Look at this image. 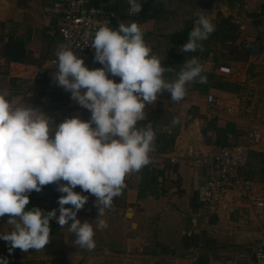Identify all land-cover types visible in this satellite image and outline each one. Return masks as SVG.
Returning <instances> with one entry per match:
<instances>
[{"label":"clouds","instance_id":"clouds-1","mask_svg":"<svg viewBox=\"0 0 264 264\" xmlns=\"http://www.w3.org/2000/svg\"><path fill=\"white\" fill-rule=\"evenodd\" d=\"M128 4L130 15L141 12V0H128ZM214 31L213 21L199 15L179 51L202 52V42ZM89 41L94 61L102 67L90 69L76 48L62 44L55 52L57 70L52 76L72 100L90 111L89 120L72 116L56 124L39 108L14 105L9 93L0 92V218L7 217L11 226L0 233V239L10 245V254L15 249H44L50 242L52 220L61 228L67 226L76 246L94 250L95 230L106 229L108 223L97 219L94 230L89 220L77 218L89 199L83 193L96 197V217L112 209L114 198L127 187L126 176L149 165L156 150L152 123L138 126L147 120L146 105L154 104L164 92L179 103L188 85L207 82L195 56L187 58L178 71L165 67L136 22H121L113 29L106 21L85 32V44ZM171 123L175 126L180 120L177 117ZM50 184L62 194L58 210L26 208L30 194ZM77 186L81 192L74 191ZM0 264H8V259L0 257Z\"/></svg>","mask_w":264,"mask_h":264},{"label":"crops","instance_id":"crops-1","mask_svg":"<svg viewBox=\"0 0 264 264\" xmlns=\"http://www.w3.org/2000/svg\"><path fill=\"white\" fill-rule=\"evenodd\" d=\"M99 1L106 5L108 2V0ZM240 1V9L236 11L235 9L204 10L193 0H141L142 10L139 14L130 15L129 11L117 12L113 10L117 16L112 28H117L121 22L125 24L138 23L144 32L146 43L161 58L162 62L164 61L165 66L169 59V53L171 51L182 53L179 49L187 42L183 40L182 44L178 45L173 34L181 31L187 21H193L194 27L199 15L204 14L213 21L215 31L210 34L208 41L204 42L203 46L205 48L210 42H213L214 47L212 51L203 50L196 55L190 53V58L192 56L199 58L204 71L214 74H216L215 70L219 65L223 63L230 65L234 69V73L230 76L233 77L232 81L238 82L244 88L246 83L243 82L249 79L248 72L252 71L250 68H257L258 57L259 59L264 58V0ZM39 3L40 0H0V23L8 34L6 43L9 42V55L7 54L6 57L11 55V59L8 58L10 67H15V71L18 72L14 76H23L22 73H27L26 68L35 67V70L39 68V66L25 62V58L30 50L34 51L33 54L36 56L41 45L45 43L43 38L41 40L39 38L41 35L38 32L39 28L44 34L53 36V28L57 26L56 17L40 14ZM240 23L247 26L246 33L241 31L243 35H246V40H248L246 42L243 39L244 36L241 38L237 32L235 35V30H239ZM221 41L234 44L237 46V50H241L244 43L246 46L248 43L260 44V53L254 55V59L231 57L230 59L226 58L222 63H217L219 58L217 49L220 48ZM29 43L33 46H28ZM215 44H217V48ZM246 58L247 61H245ZM19 68L23 71L20 72ZM167 75L172 78V74ZM187 88L185 98L179 103L173 102L171 94L164 92L151 105L147 119L152 121L156 131L174 137V142L163 151L156 146L158 154L151 156V163L140 172L126 176L127 187L121 196L114 198L113 208L106 210L103 217H96L98 213L95 206L96 197L89 193H83L88 195L89 199L78 213L77 218L81 222L89 220V223L93 224L94 230L97 219H105L108 223L106 229L95 230V249L88 251L76 246L74 244L75 237L68 232L67 226L61 228L55 220H52L50 221V242L42 250L29 249V252L45 253L46 256L42 255V258L48 257L46 259L48 264H208L204 261L205 259L203 260L202 253L209 245V238H213L212 240L217 242L223 241V243L236 240L247 244L259 237L260 228L255 215L247 207L241 208L233 214L205 215L204 217L202 211L203 216L200 215V208L201 210L203 208L202 187L205 155L210 150L212 141L217 139V133L213 129H208L206 123L200 125L198 122L195 127L198 135L195 137L192 131L179 129V126L183 127L181 117L186 104L193 103L192 99L197 96V93L202 95L204 102L206 97L204 93H200L195 88L194 83L188 85ZM209 92L227 101L232 100L233 97H242V92L238 96L216 88H210ZM12 99L15 101L16 98ZM12 99L10 100L12 101ZM85 114H90V111L80 110L71 112L69 115L89 120L90 118L84 117ZM177 117L180 123L173 126L171 121ZM216 117H218V124L221 127L228 123H233L237 127L242 126L238 118H225L224 114ZM196 121H198L197 118ZM202 135L203 138H201ZM255 150L264 153V141ZM192 173L194 174L192 175ZM254 181L260 190H264V181L255 179ZM74 191L81 192V189ZM38 193L40 195L41 191ZM60 195L62 194L58 191L53 196L42 195L40 204L43 210L57 209ZM184 213L187 220L186 228H183L182 231L183 241L179 244H167L162 238L163 234L158 235V231L166 228L167 224L171 226L177 219H183ZM57 215H59L58 211ZM223 220L228 222L231 228V233H228L227 238L215 233L224 223ZM253 220L257 227L248 231L246 227L254 224ZM10 230L11 226L7 224V217L0 218V233ZM1 241L5 246L10 247L7 242L2 239ZM223 243L216 246L226 245ZM55 248H59L64 259L55 258L53 254L56 252Z\"/></svg>","mask_w":264,"mask_h":264},{"label":"rangeland","instance_id":"rangeland-1","mask_svg":"<svg viewBox=\"0 0 264 264\" xmlns=\"http://www.w3.org/2000/svg\"><path fill=\"white\" fill-rule=\"evenodd\" d=\"M193 1L195 4H197L195 0ZM54 2L55 0H40V3L38 4L40 14L53 17V14L44 11V6H51ZM92 2L93 4H99L100 1L93 0ZM107 6L112 10H116L117 12H127L129 9L128 0H108ZM239 25L241 26L243 25V23H240ZM240 26L239 30H235V35L237 32V35L239 34L241 38L244 36L243 39L246 42L248 41L246 40V35H243L241 31H244L246 33L247 30L241 29ZM40 30L41 29L39 28L38 32H40L41 34L39 38L40 40L41 38L44 39V45H41V48L39 49V52L36 56L33 54L34 51L30 50L27 57L25 58V62L39 66V68L46 62L50 54V45L53 41V36L47 33L44 34V32H41ZM53 31L55 32V28H53ZM7 38L8 34L5 32L4 26L0 23V92L9 93V99L16 98L15 101L12 99V103L14 105L37 107L39 108L37 109L38 111L42 110L46 112L50 117H52L56 124H59L66 118H70L71 116L69 114H71V112L80 110L89 111L79 106L76 101L72 100L70 93L65 92L61 87L57 86L52 77L55 75L56 71L46 70L45 74L38 75V68L35 70V67H31L25 69L27 73H22L23 76H14L15 73L18 72L15 71V67H10L9 59L5 54ZM244 44L245 45H242L241 50H237V46H235L234 44H228L225 41H221L219 46L220 48L217 49V52H219L218 57L220 58L217 59V63H222L224 62V60H226V58L230 59L231 57H250L254 59L255 56L253 54H249L251 52L249 51L248 46H246V43ZM28 46L32 47L33 45L29 43ZM213 47V42H210V44H208L204 48V50L209 49L212 51ZM215 47L217 48V44H215ZM191 54L195 55L196 52ZM256 64L258 65L257 68L251 67L250 69L252 71L248 72V78L250 80L248 79L243 82L246 83V85L244 86L245 89L242 90V97H233L232 100H229L234 105V110L231 113L224 115L225 118H238L243 126L257 125L264 129V121L262 120V118L264 117V58L259 59L258 57V59L256 60ZM19 71L22 72L23 70L19 68ZM232 79L233 77H230L228 81L233 82ZM192 101L193 103L186 104V106L182 110L184 113L181 117L183 127L179 126V129L182 128V130L184 131H192V134L195 137V135H198L195 128L196 123L198 122L200 125H203L206 123V121L203 119L205 112L202 108L204 104L202 95L197 93V96H195ZM84 117L90 118L91 113L85 114ZM196 118L198 121H196ZM201 138H203V135ZM263 141L264 139L260 144H262ZM193 174L194 173H192V175ZM255 176L258 180H262L264 178V171L257 173V175ZM77 189H80V187L77 186L74 190ZM261 190L264 191L263 189ZM52 208H55V206H52ZM202 211L203 208L202 210L200 208V215L203 216ZM184 215L183 219H177L172 223L171 226L167 224L166 228L164 227L161 231H158V235L163 234L162 238L165 239L167 244H179L181 241H183L182 231L183 228H186L187 220V216L185 213ZM250 219L252 220L251 217ZM223 222L224 223L222 224V226L218 229L219 231H215V233L220 234L221 237L227 238L228 233H231V228L229 227L228 222H225V220H223ZM209 226L211 227V225ZM256 227L257 225L254 221V224L252 223L251 225L246 227V229L248 231H252L256 229ZM212 239L213 238L208 239L209 245H207L205 251L202 253V257H204L203 260L205 259L204 261H206L208 264H254V257L251 247L252 242L242 244V242H237L236 240H226L229 243H223V241L217 242L216 240ZM249 241L252 240L249 239ZM221 243H226V245L216 246ZM55 249L56 252L53 253L55 255V258L64 259L62 257V253H60L58 250L59 248ZM42 255L46 256L45 253L29 251L22 252L20 249H15L14 252L10 254L9 248L5 246L0 239V257L7 258L8 264H48L46 262L48 261L46 260L48 259V257L46 259H43Z\"/></svg>","mask_w":264,"mask_h":264},{"label":"built area","instance_id":"built-area-1","mask_svg":"<svg viewBox=\"0 0 264 264\" xmlns=\"http://www.w3.org/2000/svg\"><path fill=\"white\" fill-rule=\"evenodd\" d=\"M45 11L57 18V26L53 32L51 52L43 66L37 69V74H45L46 70H57L56 49L60 45H68L82 57L90 69L100 68L101 64L94 61V50L89 48L90 41L85 44V32L93 31L104 22L113 27L116 12L103 2L93 4L92 0H56ZM246 30V25H241ZM78 47V48H77ZM260 50L253 47L251 54L258 55ZM216 74L230 77L234 69L223 63L219 65ZM112 78V77H110ZM119 82V77L114 78ZM151 105H146L149 115ZM208 117L229 114L234 105L208 92L202 106ZM264 121V117L262 118ZM238 134L229 143H219L216 139L210 144V150L205 155L204 184L202 187V205L206 216L233 214L241 208L251 209L260 228V235L252 242L254 264H264V191L260 190L254 179L247 175L244 168L251 151L264 139V129L257 125L238 127ZM158 149L151 153L157 155ZM238 264V263H232Z\"/></svg>","mask_w":264,"mask_h":264},{"label":"trees","instance_id":"trees-1","mask_svg":"<svg viewBox=\"0 0 264 264\" xmlns=\"http://www.w3.org/2000/svg\"><path fill=\"white\" fill-rule=\"evenodd\" d=\"M192 28H193V21H187L184 28L181 31L173 34V38H175V42L178 43V45H180V44H182L183 40L187 41L188 40V33L190 32V30ZM207 41H208V39L203 41L202 43H204V42L206 43ZM8 44H9V42L6 43V51H5L6 55L8 54V48H9ZM247 46L249 48V51L252 50L253 47H258V49L260 50V44L248 43ZM190 55H191L190 53H178L175 51H171L169 53V59H168L167 64L165 65V67L175 68L178 71L180 69L181 65L184 63V61L187 58H190ZM8 58L11 59V55ZM245 61H247V58L245 59ZM204 74L207 77V82L203 83V84L202 83H194V85H195V88L200 91V93H204L205 95L210 91V88H216V89L227 91V92L237 94L238 96H240V93L244 89L242 87V85L228 81V79L226 77L216 75L213 72L209 73L207 71H204ZM203 119L206 121V126L208 129L215 130V132L217 133V139L216 140L219 143H223V144L229 143L231 138L233 136H235L236 134H238V132L240 130L233 123H228L227 125L222 126V127L219 126L218 117H216V116L208 117V116L204 115ZM148 122H152V121L149 119H147L145 121H141V122H139L138 126L143 127ZM153 129H154V126H153ZM155 132H156V137H157L156 138V146L161 151L166 150L170 145L173 144L174 137H171V135L169 136V135L164 134L163 132H159L156 130H155ZM244 170L248 176L252 177L255 180H258L255 175H257V173H259L261 171H264V153L259 152L257 150L251 151L248 155V159H247ZM262 181H264V178L262 179ZM56 192H57V190H56L55 184H50V185L45 186L42 189L40 195L38 192L33 191L29 197L30 203H29V205L26 206V208L40 207L41 209H43L41 207V204H40L42 195H52L53 196L56 194Z\"/></svg>","mask_w":264,"mask_h":264},{"label":"water","instance_id":"water-1","mask_svg":"<svg viewBox=\"0 0 264 264\" xmlns=\"http://www.w3.org/2000/svg\"><path fill=\"white\" fill-rule=\"evenodd\" d=\"M197 5L204 10L215 9V10H223V9H235L239 11L241 6L240 0H195ZM65 207H71V205H65ZM58 209V207H57Z\"/></svg>","mask_w":264,"mask_h":264}]
</instances>
